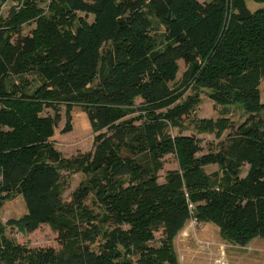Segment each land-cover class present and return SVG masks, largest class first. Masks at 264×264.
Here are the masks:
<instances>
[{"label": "trees", "instance_id": "16d2710c", "mask_svg": "<svg viewBox=\"0 0 264 264\" xmlns=\"http://www.w3.org/2000/svg\"><path fill=\"white\" fill-rule=\"evenodd\" d=\"M10 1L0 14V204L19 194L26 212L0 223V264H179L174 238L191 218L234 244L264 240V0L255 10L245 0ZM200 89L247 118L234 130L226 116L196 118ZM74 105L97 134L92 152L66 161L50 138L61 106L69 121ZM184 118L197 133H228L199 154L197 138L171 132ZM169 154L178 167L159 182ZM63 171L85 175L68 200ZM41 224L57 248L5 233Z\"/></svg>", "mask_w": 264, "mask_h": 264}, {"label": "rangeland", "instance_id": "374dc122", "mask_svg": "<svg viewBox=\"0 0 264 264\" xmlns=\"http://www.w3.org/2000/svg\"><path fill=\"white\" fill-rule=\"evenodd\" d=\"M250 10H255L260 6L259 3L253 0H245ZM15 2L6 1L0 8V14L5 15L10 5ZM78 16L88 17V21L93 19L92 14L77 12ZM33 25H24L23 31L27 32ZM185 70V65L182 60L178 61V72L175 81L169 82L172 85H178L181 81L182 74ZM30 81L31 87L36 85V82L31 81L32 75H26ZM261 99L264 101V80L261 83ZM193 94V91L188 90L186 95ZM199 102L196 104L194 115L196 118L216 120L222 116L231 119L232 128L234 130L242 124L247 118V114L238 104L222 106L215 104L208 96L207 90L200 89L198 93ZM138 101V100H137ZM44 114L53 115L52 109H45ZM60 120L54 128L53 136L50 138L52 145L61 153L66 161H71L74 158L81 159L92 152L94 146V137L97 132L93 129L88 114L79 105H74L70 111V120L65 117V107L61 106ZM182 125L186 128L183 130L174 128L173 134L180 132L184 135H193L199 140L201 151L199 154L207 153L210 150H215L218 143L223 139L228 130L226 129L220 138L213 133H197L196 129L187 121L186 118L182 121ZM69 128V129H67ZM178 167V162L175 156L169 154L164 157L162 169L159 171V182L164 181L166 171ZM248 166L243 167L241 176H244ZM217 169L215 164H210L205 167L208 173ZM65 179L61 183L62 197L69 199L70 193L77 185L85 179L82 172L69 173L63 171ZM26 212V206L21 195L13 194L11 197L3 200L0 204V223L5 225L8 219L18 218ZM5 233L8 237L15 239L17 242L26 245L27 247H58L56 234L47 224H41L38 229L33 232L25 233L17 230L16 227H5ZM156 240L152 243L158 244L159 233L155 234ZM174 249L177 254L179 264H264V240L254 238L246 245H238L226 241L220 237L219 228L211 223H198L194 219H189L183 228L174 238Z\"/></svg>", "mask_w": 264, "mask_h": 264}, {"label": "crops", "instance_id": "0c3cea01", "mask_svg": "<svg viewBox=\"0 0 264 264\" xmlns=\"http://www.w3.org/2000/svg\"><path fill=\"white\" fill-rule=\"evenodd\" d=\"M261 89V88H260Z\"/></svg>", "mask_w": 264, "mask_h": 264}]
</instances>
